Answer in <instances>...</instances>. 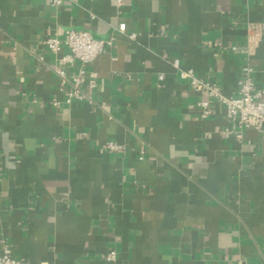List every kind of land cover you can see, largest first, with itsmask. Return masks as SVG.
<instances>
[{
	"label": "crops",
	"instance_id": "obj_1",
	"mask_svg": "<svg viewBox=\"0 0 264 264\" xmlns=\"http://www.w3.org/2000/svg\"><path fill=\"white\" fill-rule=\"evenodd\" d=\"M71 29L113 44L84 66L96 87L82 74L86 97L68 103L83 64L44 41ZM176 60L228 96L247 64L264 88V0H0V251L23 264H264L263 129L217 100L202 117L207 93Z\"/></svg>",
	"mask_w": 264,
	"mask_h": 264
},
{
	"label": "built area",
	"instance_id": "obj_2",
	"mask_svg": "<svg viewBox=\"0 0 264 264\" xmlns=\"http://www.w3.org/2000/svg\"><path fill=\"white\" fill-rule=\"evenodd\" d=\"M66 0H50L51 4L58 7ZM128 0H116L117 5L121 6ZM127 28L126 23H121L119 29L125 32ZM131 38H135L136 34L131 33ZM47 48L60 55V63L62 65L74 62L78 59L82 62L83 67L80 74L74 75L70 79L71 90L66 99L70 103L74 99H83L86 97L85 91L81 88L83 81L82 74L87 75V81L91 88L96 87L97 82L95 74L88 72L84 66L92 63L102 52L108 49L113 44V39H100L96 38L88 30L71 29L66 33L65 38H60L57 35H52L44 41ZM216 46L220 48L235 49V46H229L222 40L216 41ZM69 48L68 53H62L63 47ZM175 65L179 67V61H175ZM180 74L182 77L187 78L191 85L199 90L207 93V98L198 101V105L202 108L201 116L208 117L211 113V104L213 100H217L225 107V113L229 120L235 122L241 128L260 127L263 129L264 137V88H260L253 80L254 68L247 64L243 67L244 75L240 79L239 90L236 95H226L218 82L204 79L197 76L192 68H181ZM57 73L63 79L67 80L65 70L60 67ZM237 136L241 137V132H237ZM106 146L111 151L122 152L126 146L117 141L111 140L106 143ZM116 258V251L111 250L107 254V259L113 261ZM0 264H23L21 260L17 259L9 244H4L0 251Z\"/></svg>",
	"mask_w": 264,
	"mask_h": 264
}]
</instances>
